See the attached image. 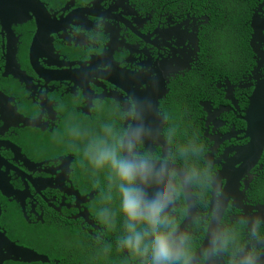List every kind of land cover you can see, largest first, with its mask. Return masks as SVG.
Instances as JSON below:
<instances>
[{"label":"flooded vegetation","instance_id":"af4514ba","mask_svg":"<svg viewBox=\"0 0 264 264\" xmlns=\"http://www.w3.org/2000/svg\"><path fill=\"white\" fill-rule=\"evenodd\" d=\"M35 1L47 13L46 18H41L40 29L48 38L43 42L39 40L34 47L39 25L33 12L30 19L12 26L17 40V62L21 72L30 79V86L12 76L5 77L8 47L13 44V38L3 32L0 24V94L6 98V102L0 101V141L8 142L20 151L17 156L11 148L0 147L3 159L16 168V171L8 170V177L14 190L20 193L19 202L0 194V231L22 248L48 258L51 256L55 264L69 252L73 255L74 264H91L92 245H97L100 251L104 247L97 241L92 243L86 235L96 236L104 229L101 226L100 230H96L90 225V220L85 222L84 213L90 211L94 218L93 205L82 202L71 189L73 185L86 196L87 188L93 183L84 169L72 166L78 152L72 146L68 131L75 125L96 129L107 120H113L120 126L121 121L117 119L112 105L118 99L125 100L129 94L115 88L103 77H86L74 83L70 80L57 81L52 72L65 75L77 69V64L88 62L95 63L104 72L115 63L126 71L143 70L154 78L166 73L163 63H170L177 69L166 75V92L159 100L158 112L163 119L155 144L159 148L166 143L162 132L169 117L161 108L172 107L166 100L172 82L180 76L188 81L186 72L198 64L202 27L206 25V36H214L215 32L208 26L209 17L200 16L199 12L191 14V9L165 4L164 0ZM109 54H112L110 59ZM253 57L252 54L247 63L249 70L232 78L220 74L215 80V94L219 98L223 95L222 103L217 107L210 100L203 104L208 112L204 119L205 143L212 150L213 158L218 160L224 178L231 175L234 169L236 151L247 143L243 138L245 124L241 118L255 83L252 71L256 63ZM259 74H264V66L256 73ZM130 83L136 86L134 81ZM87 89L93 94H85ZM107 94H115L118 99L107 98ZM102 95L103 99L95 98ZM227 96H231L229 100ZM91 101L99 106L94 108ZM209 102L214 107L212 111ZM218 109L221 111L217 112ZM19 117L40 121V128L16 125ZM0 168L7 170L5 165H0ZM263 168L264 155L249 175L240 180L237 193L233 194L238 202H244L246 211L264 207L261 197L264 185L256 189ZM47 181H51L49 187ZM103 192L99 190L100 194ZM176 211L181 214L182 208L178 207ZM106 234L114 239L112 230L106 231ZM68 237L73 238L69 243ZM2 251L0 249V253ZM124 253L128 264H137L127 252ZM8 255L4 253V256ZM4 264L26 263L9 260ZM119 264H125V260L121 258Z\"/></svg>","mask_w":264,"mask_h":264},{"label":"clouds","instance_id":"9594fccd","mask_svg":"<svg viewBox=\"0 0 264 264\" xmlns=\"http://www.w3.org/2000/svg\"><path fill=\"white\" fill-rule=\"evenodd\" d=\"M201 102L204 110L207 101ZM112 107L120 126L107 120L96 129L75 125L68 131L93 185L83 196L66 181L82 202L93 205L94 218L84 213L85 222L105 230L86 235L104 247L92 245L90 263L98 255L106 264L121 258L126 264L125 251L137 264H264V213L245 211L244 202L234 198L207 144L200 139L177 144L169 135L157 148L142 99L128 95ZM111 230L113 240L106 234Z\"/></svg>","mask_w":264,"mask_h":264},{"label":"water","instance_id":"95a60500","mask_svg":"<svg viewBox=\"0 0 264 264\" xmlns=\"http://www.w3.org/2000/svg\"><path fill=\"white\" fill-rule=\"evenodd\" d=\"M264 3H262L258 9L254 10L250 19V29L252 31L249 46L253 53V58L255 60L256 66L252 71L253 79L255 83L253 84L252 92L248 98V106L244 112V117L242 121L245 124V130L243 133V138L247 140L245 146L239 148L236 151L234 168L226 178L227 186L231 194L237 193V187L239 186L240 180L249 175V171L252 170L256 165H258L261 157L264 153V74L256 75L259 73L264 66ZM44 7L40 5L35 0H0V24L2 26L3 32H6L9 37L13 38V44L8 47L7 62L5 65V70L7 74H10L14 79L18 80L22 84H27L30 86V79L21 72L19 64L17 62L16 56V38L14 36L12 26L22 24L31 18L30 13L33 12V16L38 22L39 31L34 42V47L37 45L39 40L42 42L48 38V35H43L40 29L41 18L47 17V13L44 11ZM45 38V39H44ZM112 54H109V59ZM185 62V64H187ZM78 67L71 72L64 74L52 72L53 78L57 81L60 80H70L72 82H77L78 79H83L89 77L93 79L94 76L102 78L107 82L111 83L115 88L128 92L131 95L133 92L136 97L144 101V114L147 123L151 126L156 134V138L159 137L162 117L158 114L159 100L163 98L166 90L164 88L165 77L169 73H173L177 68L172 67L170 63L164 65L166 73L164 75H158L151 78L150 74L143 70L141 71H126L118 64H110L109 67L104 70V72L95 66V63L88 62L83 64H77ZM184 65V64H182ZM180 65L179 67H181ZM134 81L136 86L130 83ZM144 87V90H140ZM85 94H93L90 90L84 91ZM107 98L118 99L115 94H107ZM231 96H227L226 99L229 100ZM98 100L103 99L104 96H96ZM119 100V99H118ZM116 100V101H118ZM0 101L6 102V98L0 94ZM231 101V100H230ZM93 105V101L90 102ZM205 109V107H204ZM210 111L214 110L212 106L209 107ZM221 110L218 109L217 112ZM208 114V112L206 111ZM17 125H22V127L40 128V121L29 120L22 117L17 118ZM0 147L11 148L17 156L20 151L10 145L8 142H1ZM238 164V165H236ZM0 165H5L7 170H1L0 168V194L7 199L17 200L19 202L20 193L15 191L10 184V179L8 177V170L12 169L16 171L11 165L3 159L0 154ZM26 165H28L26 163ZM236 165V166H235ZM29 166V165H28ZM23 175V174H21ZM50 185L48 184L47 187ZM259 210L264 211V207ZM246 211V209H245ZM2 209L0 207V214ZM93 225V222L90 221ZM4 234L0 231V249L3 251L0 253V264H4L12 260V262L26 263V264H50V260L47 256L40 255L32 250L22 248L15 243H12L9 239L3 236ZM9 253L8 256H4V253Z\"/></svg>","mask_w":264,"mask_h":264},{"label":"trees","instance_id":"16d2710c","mask_svg":"<svg viewBox=\"0 0 264 264\" xmlns=\"http://www.w3.org/2000/svg\"><path fill=\"white\" fill-rule=\"evenodd\" d=\"M262 1L264 0H164L165 4L183 5L180 7L191 9L193 11L190 12L191 14L199 12L200 16L209 17L208 26L212 27L214 36L216 35L215 37L212 34L206 36V25L202 27L198 64L186 72L188 81L185 82L183 76H180L172 82L171 91L166 95V100H169L172 107L161 108L169 117V122L163 127L162 132L166 141L171 135L177 144L192 139L205 142L206 113L200 101L210 100L215 102L217 107L223 102V95L219 98L215 94V80L220 77L219 75L232 78L249 70L247 63L252 55L249 46L250 19ZM72 166L79 169L86 167L79 153ZM258 183L260 184L256 185V189L261 184L264 185V168L260 171ZM261 197L264 199V195ZM94 259L95 264L103 263L98 255ZM49 260L50 264H55L51 256ZM58 264H74L72 253L69 252L65 258L59 259Z\"/></svg>","mask_w":264,"mask_h":264},{"label":"rangeland","instance_id":"374dc122","mask_svg":"<svg viewBox=\"0 0 264 264\" xmlns=\"http://www.w3.org/2000/svg\"><path fill=\"white\" fill-rule=\"evenodd\" d=\"M101 179H102V181H103V175H102V174L99 175V180H101ZM89 180H90V181H93V177H92L91 174H90V176H89ZM102 185H103L102 188H103V191H104V181L102 182Z\"/></svg>","mask_w":264,"mask_h":264}]
</instances>
